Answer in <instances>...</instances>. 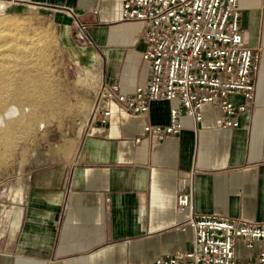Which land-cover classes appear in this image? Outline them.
<instances>
[{
	"label": "crops",
	"instance_id": "0c3cea01",
	"mask_svg": "<svg viewBox=\"0 0 264 264\" xmlns=\"http://www.w3.org/2000/svg\"><path fill=\"white\" fill-rule=\"evenodd\" d=\"M11 7L45 17L90 105L101 84L126 94L147 83L142 24L120 21V0H15ZM238 8L244 42L260 55L254 102L238 125L222 127L218 108L204 104L200 120L182 114L180 134L158 140L143 126L167 124L177 99L151 101L142 114L114 106L105 124L89 130L87 112L71 132L31 152L19 195L0 209V264H143L187 251L192 230L179 226L177 187L189 176L196 213L264 221V0H238ZM259 246L237 240L239 264Z\"/></svg>",
	"mask_w": 264,
	"mask_h": 264
},
{
	"label": "built area",
	"instance_id": "2783aa9c",
	"mask_svg": "<svg viewBox=\"0 0 264 264\" xmlns=\"http://www.w3.org/2000/svg\"><path fill=\"white\" fill-rule=\"evenodd\" d=\"M120 1V21L142 24L141 55L149 79L126 94L116 84L98 86L92 93L86 130L95 123L105 124L114 106L142 114L151 101L173 99L179 107L169 109V122L146 123L144 136L163 140L180 134L179 117L184 114L200 120L204 104L218 108L222 127L237 126V115L253 105L260 58L244 42L238 0ZM67 13L72 15L70 10ZM77 25L87 29L81 20ZM232 94H239L242 101H232ZM177 207L184 212L179 226L192 230L189 250L143 264H239L237 240L250 249L258 242L259 249L248 264H264V221L196 213L191 176L177 187Z\"/></svg>",
	"mask_w": 264,
	"mask_h": 264
},
{
	"label": "rangeland",
	"instance_id": "374dc122",
	"mask_svg": "<svg viewBox=\"0 0 264 264\" xmlns=\"http://www.w3.org/2000/svg\"><path fill=\"white\" fill-rule=\"evenodd\" d=\"M14 1L6 0L7 6L1 20L11 19L14 23L11 26L0 23V30L3 33L0 44L4 42L32 43L34 49L27 54L28 56L26 55L28 58L27 61L26 58L24 59L25 62L23 59L18 60L17 57L8 54L7 49L1 51L2 59L8 61L9 64L14 63L17 72L19 70L21 72L23 69L20 67L25 65L33 68L35 84L32 90L34 105L36 104L34 107L38 114L33 115L28 124L22 120L15 125L14 140H7L6 144L0 143V209L8 208L19 195L21 175L27 170L31 152L58 140L66 132H71L86 117L91 106V94L85 88L84 80L79 77L77 68L70 63L66 51L58 44L55 31L49 27L45 17L40 16L33 9L20 13L14 12L11 7ZM35 67L39 68L40 72ZM1 77L0 84L6 80H12V78L6 79V76ZM36 79H40L38 83ZM38 84L42 86L45 84L44 91H42L43 87ZM42 92L43 95L47 92L44 96L46 99ZM40 94L44 99L40 98ZM43 105H46V110L42 108Z\"/></svg>",
	"mask_w": 264,
	"mask_h": 264
},
{
	"label": "bare ground",
	"instance_id": "6f19581e",
	"mask_svg": "<svg viewBox=\"0 0 264 264\" xmlns=\"http://www.w3.org/2000/svg\"><path fill=\"white\" fill-rule=\"evenodd\" d=\"M0 1L2 2L0 4V23L3 25H6V26H11L14 23L13 20H11V19L1 20V18L3 17L5 5H4V0H0ZM2 36H3V33H1V30H0V39L3 38ZM29 43H31V42H29ZM31 44L15 43V42H12V43L4 42V43L0 44V73H1L0 76H2L1 78L6 76L5 77L6 79L12 78V80H6V81L2 82V84H0V143L3 142L6 144L7 140L12 141V139L14 137L13 136V132H14L13 129H14L15 125H17V123L21 122L22 120L26 121L27 122L26 124H28L29 119L33 115L38 114V111L34 107L36 104L34 105V98H33L34 95H33V90H32L33 86L35 84V79H34L35 75L32 72V71H34V70H32L33 68L31 69L30 66L25 65L23 67H20L21 69H23L21 72H19L20 70L17 72V70L15 68L16 65H14V63L9 64L8 61H3V59H2L3 54L1 52L3 50L7 49V51H8L7 53L14 56L15 58L17 57L16 59H18V60L23 59L24 60L26 58V61H27L28 57H26V55L28 53L32 52V50L34 49ZM18 60H16V61L18 62ZM21 62L23 64L22 60H21ZM24 62H25V60H24ZM18 64H19V62H18ZM35 69L38 71L40 70L39 68L37 69L36 67H35ZM1 70H2V72H1ZM5 70H7V71H5ZM41 71H42V69H41ZM41 73L43 74V72H41ZM7 74H8V77H7ZM36 77H38V76H36ZM42 78L44 79V77H42ZM38 80H40V79H38ZM38 80H37V83H38ZM41 82H43V81H41ZM38 85H41V84H38ZM44 85L40 86V87H43V89L41 88L42 91H44ZM45 86H47V83ZM36 88H38V87H36ZM47 88H45V89H47ZM39 90H37V91H39ZM45 91L49 92L48 90H45ZM47 92H44V95L42 92L43 97L45 96V94ZM50 96H52V95H50ZM38 97H39V95H38ZM40 98H42L41 94H40ZM44 98H42V99H44ZM52 99H54V98H52ZM49 100H50V98H49ZM56 102H57V100H56ZM42 108L44 110H46V105H43ZM40 116H41V114H40Z\"/></svg>",
	"mask_w": 264,
	"mask_h": 264
}]
</instances>
